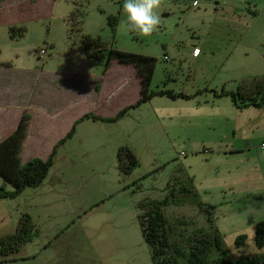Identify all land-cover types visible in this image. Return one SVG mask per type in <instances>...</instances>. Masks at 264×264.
<instances>
[{
    "label": "rangeland",
    "instance_id": "obj_1",
    "mask_svg": "<svg viewBox=\"0 0 264 264\" xmlns=\"http://www.w3.org/2000/svg\"><path fill=\"white\" fill-rule=\"evenodd\" d=\"M194 1L161 0V23L149 36L129 30L124 0H40L10 14L11 19L0 17V73L11 88H30L31 95L41 90L40 70L69 74L67 81L80 85L79 75L104 74V65L85 53L82 37L90 34L108 46L155 57L151 91L192 96L155 97L113 123L81 120L75 138L60 147L43 184L26 187L15 197L0 196V237L15 232L25 212L41 232L32 248H39L37 243L55 226L58 232L67 228L68 234H97L112 226L123 235L110 234L122 244L115 256L119 264H154L141 232L138 204L162 200L174 190V201L163 209L177 226L182 245L189 234L210 229L211 216L228 255L264 253L255 245L256 224L264 218V122L254 116L259 110L264 116V105L239 109L226 98L225 106L234 109L229 112L222 104L213 106L210 93L236 91L240 84L264 77V0H201L196 7ZM75 9L82 11V23L69 34L68 19ZM11 25L25 27L24 36L11 38ZM195 45L203 51L200 57L193 56ZM205 100L207 105L198 104ZM25 113L33 116L27 108ZM241 146L243 151L232 150ZM121 147L131 148L138 159L130 172L119 167ZM1 177L0 193L4 184H12ZM48 201L49 208L37 209ZM241 234L246 236L238 244ZM112 257L107 252L103 259Z\"/></svg>",
    "mask_w": 264,
    "mask_h": 264
},
{
    "label": "crops",
    "instance_id": "obj_2",
    "mask_svg": "<svg viewBox=\"0 0 264 264\" xmlns=\"http://www.w3.org/2000/svg\"><path fill=\"white\" fill-rule=\"evenodd\" d=\"M39 1L40 0H0V14H2L0 17H2L3 20L11 19L10 14L20 12L24 6L32 5L31 2ZM194 47L199 46L195 45ZM202 52L201 49L199 55L193 56L200 57ZM38 75L39 79L37 82L42 84V89L33 91L31 95L32 90L30 88H11L9 83L4 84L1 77L2 73H0V141L16 129L26 108L31 111L33 115L31 116L28 135L22 148V164L35 157L47 159L55 148H57V150L53 159H56L60 147L67 143L69 139L75 138V134L78 132V125L82 121L80 120L81 122H78L75 132L71 137L63 142L60 141L67 137V134L71 131L75 122L81 119L85 114L93 113L104 118L115 117L121 110L136 103L142 96L141 79L137 74L136 68L131 64H124L117 60H113L111 66L102 75H85L83 77L79 75L77 78L82 81L81 85L67 81L66 75L69 74L65 75L63 72L48 73L40 70L37 77ZM29 79L31 81L32 77ZM212 94L213 97L211 102L213 106L218 104L220 108L222 104L226 110L231 112L234 110L233 107L228 109L224 104V102H227L224 100L229 98L231 102L239 108L230 96H215L214 93ZM159 96H154L147 102ZM201 102L202 101H199L198 104L204 106L207 105L208 100H205L204 104H201ZM157 108L164 111V108H161V106H157ZM127 113L123 117H125ZM254 116L259 117L260 122H264L263 111L259 110L258 112H254ZM93 120L101 123L119 121L108 122L105 120H96L94 118ZM260 139L261 143L262 140H264V136ZM243 149V146H241L234 147L232 150L243 151ZM83 150L85 149L83 148ZM69 152L71 151L69 150ZM262 168L264 169V166H262ZM41 184H43V182ZM4 186L6 190L14 189L13 184L8 186L4 184ZM93 203V205H95V202ZM51 204L52 202L48 201V203L38 204L36 207L39 209V206L44 207L46 205L47 209ZM93 205L92 207H94ZM67 220L68 218L64 220L62 225H64ZM74 222L75 220L72 219L69 223L71 225ZM57 229L58 227L56 226L51 228L46 239L41 243H37L39 248H32L34 245L31 244L34 243L35 238L39 237L41 234V232H39L40 229L36 227V232L32 239L26 242L19 251L9 255H3L0 251V264H83V260H85V264H89L91 258L92 264L120 263L119 259L115 256L120 255L119 248L122 244L120 240L110 237L111 232H115V234L120 233L122 235L121 231H117L116 228L111 226L107 231L102 233L98 232L97 234L90 232H71L68 234V231L64 232L67 228L59 232ZM57 242H61L58 247L56 246ZM107 252L113 253V257L108 261L103 259L107 255ZM72 257L75 258L74 261H71Z\"/></svg>",
    "mask_w": 264,
    "mask_h": 264
},
{
    "label": "trees",
    "instance_id": "obj_3",
    "mask_svg": "<svg viewBox=\"0 0 264 264\" xmlns=\"http://www.w3.org/2000/svg\"><path fill=\"white\" fill-rule=\"evenodd\" d=\"M82 14L81 10L75 9L69 16L68 20L71 23L69 34H71V31L80 29L82 23L80 16ZM115 21V17L111 15L109 22L113 27ZM25 32L26 28L22 26L11 25L9 27L11 38L22 37ZM82 44L89 58H92L97 64L104 65V72L108 70L113 60L133 65L141 79L142 96L136 103L125 107L115 117L104 118L93 113L85 114L75 122L67 137L60 142L71 137L78 122L85 118L93 117L94 119L113 122L122 118L131 108L140 106L154 96L166 95L173 99L178 97L189 99L192 97L174 90L151 91L150 86L157 60L155 57L108 46L106 41L90 34L83 35ZM249 83L244 84L245 86L240 84L236 91L223 88L221 92L214 89H211L210 92L214 93L215 96H230L239 108L250 106L260 108L264 105V77L254 79ZM244 87H247L245 92L243 91ZM197 93L201 92L198 91ZM30 120V114L25 113L16 130L0 141V175L5 182H10L15 186L13 190H6L3 186L1 189L5 191H2L0 196L15 197L26 187L38 186L47 178L53 165V157L57 148L47 159L35 157L24 164L21 163L23 142L28 133ZM117 158L120 169H124L125 172H130L139 164L134 151L129 147H121ZM185 189L186 191L190 190L188 186ZM175 194L176 192L173 190L170 195L162 200L144 199L138 204L140 210L138 220L141 232L145 242L151 249V258L154 264H182V261L185 264H264V253L261 252L253 255H241L237 258L228 255L224 247L223 234L211 216H209L211 228L189 234L187 244L182 245L176 237L177 226L168 221L163 209L164 205L174 201ZM211 207L212 205H209V208ZM35 232L36 224L31 215L28 213L22 214L15 232L0 237V251L3 255L19 251L26 242L32 239ZM245 236V234H241L237 238V243L243 242ZM255 245L259 250L264 248V218L256 224Z\"/></svg>",
    "mask_w": 264,
    "mask_h": 264
},
{
    "label": "clouds",
    "instance_id": "obj_4",
    "mask_svg": "<svg viewBox=\"0 0 264 264\" xmlns=\"http://www.w3.org/2000/svg\"><path fill=\"white\" fill-rule=\"evenodd\" d=\"M161 0H124L123 12L130 31L149 36L161 23L157 12Z\"/></svg>",
    "mask_w": 264,
    "mask_h": 264
},
{
    "label": "built area",
    "instance_id": "obj_5",
    "mask_svg": "<svg viewBox=\"0 0 264 264\" xmlns=\"http://www.w3.org/2000/svg\"><path fill=\"white\" fill-rule=\"evenodd\" d=\"M201 0H195L194 3H193V6L196 7L199 3H200ZM201 53V49L200 47H194L193 49V55H199ZM261 148L264 149V140H262L261 142Z\"/></svg>",
    "mask_w": 264,
    "mask_h": 264
}]
</instances>
